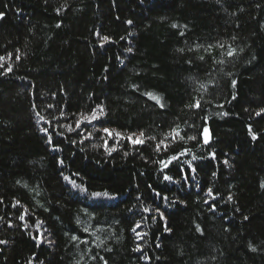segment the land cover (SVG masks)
Returning a JSON list of instances; mask_svg holds the SVG:
<instances>
[{
  "label": "trees",
  "instance_id": "trees-1",
  "mask_svg": "<svg viewBox=\"0 0 264 264\" xmlns=\"http://www.w3.org/2000/svg\"><path fill=\"white\" fill-rule=\"evenodd\" d=\"M0 12V264H264V0Z\"/></svg>",
  "mask_w": 264,
  "mask_h": 264
},
{
  "label": "snow or ice",
  "instance_id": "snow-or-ice-1",
  "mask_svg": "<svg viewBox=\"0 0 264 264\" xmlns=\"http://www.w3.org/2000/svg\"><path fill=\"white\" fill-rule=\"evenodd\" d=\"M57 11H59V9H57ZM3 16H4V13H3V12H0V18H2ZM128 23H131V21H128ZM57 26H59V25H57ZM173 27H175V25H173ZM103 39H104L105 41H107L109 38H108V37H104ZM17 51H19V50H17ZM128 51H131V49H128ZM233 51H234V50H230L227 54H228L229 56H231V55H233ZM9 55H11V54H9ZM4 59H5V57H0V61H3ZM16 59H17V60L20 59V56L17 55V56H16ZM201 59H203V57H201ZM2 66H3V65H0V67H2ZM4 71H5V72L11 71V65H8V67L5 68ZM2 74H3V73H0V75H2ZM232 84H233V86H235L236 81L233 80V81H232ZM146 95H149L151 99L155 100L157 103H160V99H159V97L153 95L152 93H146ZM161 106H163V105H161ZM200 106H201V104H200V101H199V100H196L194 104L190 105V107H194V108H199ZM98 107H99V106H98ZM93 111L95 112V110H93ZM261 112H264V109H261ZM37 115L39 116V119H40V120H44V119H45V118H44L43 116H41L39 113H37ZM225 115H226V113H225ZM256 115H260V112H257ZM95 118H96L95 115H93V116L91 117V119H95ZM82 119H85V120H86V119H88V117H82ZM79 123H80V121H77V126H79ZM68 130H69V131H72L73 129L69 127ZM41 131L47 132V129H43V128H42ZM173 131H175V130H173ZM249 131H250V133L252 134V138H253V139H256V135H255V133H252V132H251V128H249ZM104 132H105V133H108L109 135H112V132H110L109 129H104ZM207 132H208V130H207V128H205V129H204V133H205V143H207ZM116 135H119V133H117ZM143 135H144V134L141 132L140 135H139L138 137H136L135 139H133V138H131V137H129V139L131 140V142H132L133 144H143V143H144V140L142 139ZM168 135H172V133H169ZM190 139H194V137H190ZM163 143H164L163 141L160 142V144H163ZM160 144L157 145V151L160 150ZM111 151H112V149H109V152H111ZM173 159H174V158H173ZM61 163H63V161H61ZM161 163H164V162H161ZM164 166L166 167L167 165L165 164ZM213 176H215V173H213ZM64 179H65V180H68L69 178H68V177H64ZM165 179H167V180H171V177H169V176H165ZM72 183H73V186H77V185H75V182H74V181H73ZM262 187H264V184H262ZM93 195H100V194H99V193H94ZM105 195H106V194H105ZM209 195H211V190H209ZM229 200H231V196H229ZM18 204H19V201H16L15 204H14L13 206L15 207V206L18 205ZM145 211H148V209H145ZM237 211H239V209H237ZM19 219H20V220H23V219H24V214H22V215L19 217ZM244 219L247 220L248 217L245 216ZM37 223L39 224V223H42V222H41V221H37ZM139 226H140L139 224L136 225L137 228H138ZM84 230L87 231V229H84ZM133 231H135V229H133ZM165 231H169V229L165 228ZM197 231H200V227H199V225H197ZM136 235H137V237H139V236H140V233L137 232ZM72 239H73V240H77L78 238H77L76 236H73ZM37 242L39 243V239H37ZM0 243H5V241H0ZM249 247H252V246L249 245ZM252 250L255 251V248H252ZM134 251H139V246H137V248L134 249ZM29 264H31V260L29 261Z\"/></svg>",
  "mask_w": 264,
  "mask_h": 264
}]
</instances>
